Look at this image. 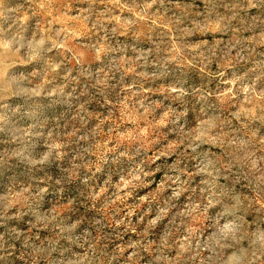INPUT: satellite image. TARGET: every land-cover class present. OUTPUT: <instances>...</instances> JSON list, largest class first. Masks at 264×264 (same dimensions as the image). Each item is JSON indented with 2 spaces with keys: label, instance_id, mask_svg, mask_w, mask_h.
<instances>
[{
  "label": "rangeland",
  "instance_id": "obj_1",
  "mask_svg": "<svg viewBox=\"0 0 264 264\" xmlns=\"http://www.w3.org/2000/svg\"><path fill=\"white\" fill-rule=\"evenodd\" d=\"M0 264H264V0H0Z\"/></svg>",
  "mask_w": 264,
  "mask_h": 264
},
{
  "label": "clouds",
  "instance_id": "obj_2",
  "mask_svg": "<svg viewBox=\"0 0 264 264\" xmlns=\"http://www.w3.org/2000/svg\"><path fill=\"white\" fill-rule=\"evenodd\" d=\"M137 179H138V177H137ZM42 190H43V189H42ZM43 191H44V190H43ZM73 227H75V221H73ZM84 231H87V230L84 229ZM70 242L75 243V242H76V237H75V236L71 237V238H70ZM93 251H95V249H93Z\"/></svg>",
  "mask_w": 264,
  "mask_h": 264
}]
</instances>
